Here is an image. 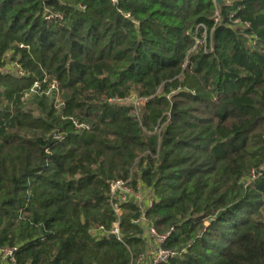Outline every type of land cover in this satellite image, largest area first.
Returning a JSON list of instances; mask_svg holds the SVG:
<instances>
[{"label": "trees", "instance_id": "obj_1", "mask_svg": "<svg viewBox=\"0 0 264 264\" xmlns=\"http://www.w3.org/2000/svg\"><path fill=\"white\" fill-rule=\"evenodd\" d=\"M199 24L210 52H190ZM52 81L59 107L23 98ZM131 96L139 112L118 102ZM263 163L264 0H0V247L18 246L15 264H130L147 247L136 203L123 242L92 232L116 220L118 179L173 228L169 264H264Z\"/></svg>", "mask_w": 264, "mask_h": 264}, {"label": "built area", "instance_id": "obj_2", "mask_svg": "<svg viewBox=\"0 0 264 264\" xmlns=\"http://www.w3.org/2000/svg\"><path fill=\"white\" fill-rule=\"evenodd\" d=\"M112 4H117L119 0H110ZM172 1V0H165ZM219 22V14L216 12L214 17V23ZM197 30L207 31L203 24L197 26ZM19 47H23L22 44ZM18 70L19 76H23L25 73L19 64L14 63ZM42 82H35L30 90L23 96L24 99L29 98L32 94H43L45 96L52 97L59 107L62 101L59 97L58 84L55 81L50 82L46 89H41ZM77 130L88 129V125L84 123H79L78 121L70 118ZM58 138V137H55ZM264 170V163L260 166L259 171ZM259 173H254L252 180L256 179ZM109 186V197L112 205L113 213L116 220L112 223L109 230L105 229L103 226H97L93 229V235L96 239H100L103 236L114 235V240L118 242H123V235L119 226V217L121 215V205L127 202L136 203L142 210V214L139 218L132 220V224L139 226L143 229V235L147 240V247L144 252L140 253L136 258H134L130 264H169L174 258L178 256V251L176 249L168 248L166 243L170 238L173 228L170 230L159 233L155 227L148 222L145 216V211L150 208L153 204V199L150 193H144V189L140 183L133 188L130 185L129 180H111L108 182ZM18 251V246H5L0 247V264H15L16 263V253Z\"/></svg>", "mask_w": 264, "mask_h": 264}, {"label": "rangeland", "instance_id": "obj_3", "mask_svg": "<svg viewBox=\"0 0 264 264\" xmlns=\"http://www.w3.org/2000/svg\"><path fill=\"white\" fill-rule=\"evenodd\" d=\"M228 1V0H227ZM200 34L198 37H196L193 41V46L190 52H202V51H206V52H210L213 49V41H212V35L210 31H203L200 30ZM8 72L13 73L14 75H18V70L15 67V64L12 63L11 65L9 64L8 67L5 69ZM141 99L136 97V96H131L128 99L122 100V101H118L120 104H124V105H131L134 106L135 109H137V112H139V107H140V103H141ZM255 170H251L249 175L242 181V183H244L246 186L248 184H251V180H252V176L254 175ZM144 193H148L147 191H144Z\"/></svg>", "mask_w": 264, "mask_h": 264}, {"label": "water", "instance_id": "obj_4", "mask_svg": "<svg viewBox=\"0 0 264 264\" xmlns=\"http://www.w3.org/2000/svg\"><path fill=\"white\" fill-rule=\"evenodd\" d=\"M217 2H220V0H216ZM110 239H114L115 238V236L114 235H109L108 236Z\"/></svg>", "mask_w": 264, "mask_h": 264}]
</instances>
